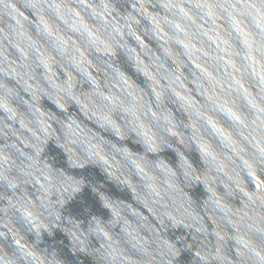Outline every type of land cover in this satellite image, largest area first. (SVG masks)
<instances>
[{"label":"water","instance_id":"95a60500","mask_svg":"<svg viewBox=\"0 0 264 264\" xmlns=\"http://www.w3.org/2000/svg\"><path fill=\"white\" fill-rule=\"evenodd\" d=\"M0 264H264V0H0Z\"/></svg>","mask_w":264,"mask_h":264}]
</instances>
